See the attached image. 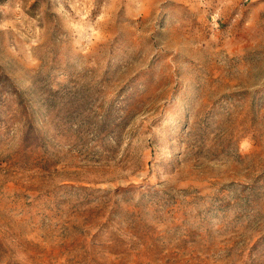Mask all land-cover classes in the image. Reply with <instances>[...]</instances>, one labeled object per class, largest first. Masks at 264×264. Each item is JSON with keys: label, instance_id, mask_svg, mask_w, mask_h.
Masks as SVG:
<instances>
[{"label": "rangeland", "instance_id": "1", "mask_svg": "<svg viewBox=\"0 0 264 264\" xmlns=\"http://www.w3.org/2000/svg\"><path fill=\"white\" fill-rule=\"evenodd\" d=\"M0 264H264V0H0Z\"/></svg>", "mask_w": 264, "mask_h": 264}]
</instances>
